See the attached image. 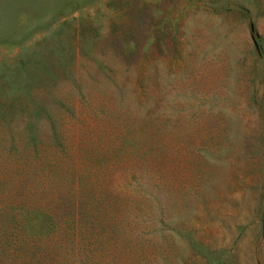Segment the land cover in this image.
<instances>
[{"label":"rangeland","instance_id":"1","mask_svg":"<svg viewBox=\"0 0 264 264\" xmlns=\"http://www.w3.org/2000/svg\"><path fill=\"white\" fill-rule=\"evenodd\" d=\"M45 88L72 92L75 153L126 128L158 152L131 164L122 228L57 262L264 264V0H0L2 153L51 141L18 109Z\"/></svg>","mask_w":264,"mask_h":264},{"label":"trees","instance_id":"2","mask_svg":"<svg viewBox=\"0 0 264 264\" xmlns=\"http://www.w3.org/2000/svg\"><path fill=\"white\" fill-rule=\"evenodd\" d=\"M44 91L34 92L35 98L18 109L21 118L47 116L51 141L30 135L21 148L10 145L0 151V264H68L55 260L66 256L63 252L71 263L84 262L83 248L93 245L99 232L122 228L119 213L129 194L131 164L151 148L147 143L143 149V131L126 128L103 149L75 153L56 129L57 120L73 113L72 92L59 96ZM75 91L79 95L80 88ZM154 148L148 151L157 154ZM73 247L79 257L70 253Z\"/></svg>","mask_w":264,"mask_h":264}]
</instances>
